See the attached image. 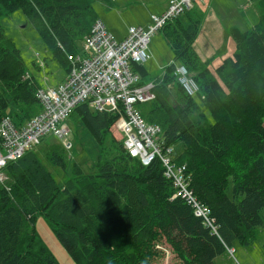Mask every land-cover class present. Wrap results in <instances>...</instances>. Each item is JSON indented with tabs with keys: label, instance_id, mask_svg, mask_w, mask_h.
<instances>
[{
	"label": "trees",
	"instance_id": "16d2710c",
	"mask_svg": "<svg viewBox=\"0 0 264 264\" xmlns=\"http://www.w3.org/2000/svg\"><path fill=\"white\" fill-rule=\"evenodd\" d=\"M93 3L0 0V19L22 11L66 78L68 55L81 52L99 18ZM261 6L251 29L230 28L236 51L217 67L220 80L212 75L211 61H203L194 46L205 11L194 5L168 20L161 29L174 62L155 84V98L138 105L149 123L162 127L168 144L182 143L176 161L186 163L192 173L191 188L209 209V221L185 198L173 197V182L159 159L145 166L128 153L123 139L111 135L119 111L96 110L86 101L77 105L68 123L85 143L88 158L95 160V173L84 174L58 146L39 151L42 160L37 149L60 139L54 135L56 139L43 137L41 145L3 168L0 264H61L36 231L39 215L76 264H156L168 249L182 264H219L235 242L252 244L264 226V0ZM20 52L0 23V120L9 115L17 125L40 111L36 93L42 87ZM178 64L186 65L199 83L197 95H188L178 82L181 89L171 88ZM34 66L41 68L36 62ZM133 69L146 82V66L134 64ZM199 101L212 118L205 127L194 117ZM100 152L104 157H94ZM45 160L69 170L62 183L57 184Z\"/></svg>",
	"mask_w": 264,
	"mask_h": 264
},
{
	"label": "built area",
	"instance_id": "2783aa9c",
	"mask_svg": "<svg viewBox=\"0 0 264 264\" xmlns=\"http://www.w3.org/2000/svg\"><path fill=\"white\" fill-rule=\"evenodd\" d=\"M197 1L170 0L166 11L152 15L153 25L131 26L120 40L101 19H96L83 50L68 55L71 71L65 80L56 87L37 90L40 111L21 125L15 124L9 115L0 120V181L4 180L5 165L38 146L43 137L67 135L70 131L67 124L59 126L58 123L66 121L77 105L88 101L96 110L119 111L121 116L113 125H118L128 153L145 166L159 159L165 177L173 182V197L185 198L197 215L209 221V209L191 188L192 173L187 164L176 161L174 145L167 143L162 127L149 123L139 109L140 103L155 98V83L143 82L133 69L134 64L144 65L151 59L149 43L155 32L168 20L191 9ZM174 73L188 95H197L199 83L186 65L178 64Z\"/></svg>",
	"mask_w": 264,
	"mask_h": 264
},
{
	"label": "rangeland",
	"instance_id": "374dc122",
	"mask_svg": "<svg viewBox=\"0 0 264 264\" xmlns=\"http://www.w3.org/2000/svg\"><path fill=\"white\" fill-rule=\"evenodd\" d=\"M169 1L170 0H94L93 8L99 19L105 23L107 29L112 32L117 39H123L128 34V29L131 26L148 28L153 25L152 15H161L168 8ZM200 1L202 0H198L195 5H197V7H203L205 16L196 39L195 48L201 52L200 56H202V60L211 56L208 57V59L211 61V64L213 63L212 67H215L224 50V47H221V45H223L222 41L228 56L236 51V47H234L233 40L229 34L230 28L232 26H238L242 30L251 29L260 19L263 11V7L261 6L262 0H226V5L224 6L218 4L217 0H205V4H202L203 2L200 3ZM211 1L214 2L210 4ZM250 14L254 15V19L248 16ZM0 23L7 36L15 42L17 48L21 51L20 53L26 62L27 68L41 82V86L51 87L50 85H52L56 87L66 74V71L58 62L50 58L40 34L25 14L20 10L16 11L0 19ZM213 37L216 43L213 42V40L211 41ZM85 41L86 39L80 45V50H83ZM208 43L212 46H208ZM219 48H222V51H219ZM149 50L152 57L145 63L148 69V75L144 78L146 83L152 82L156 84L157 81L160 83L161 80L159 79L162 77L164 79L166 67L174 62L173 50L164 36V31L162 29L157 30L152 36L149 43ZM34 62L41 65V68H36ZM42 62L45 64H42ZM70 71L67 72V74L70 73ZM169 75L171 77L173 76L171 72H169ZM212 75L220 80L216 71H212ZM173 80L174 81L170 83L171 88L181 89L177 79ZM199 103L201 108L197 107L194 110V117L205 127L210 121L212 122V118L210 112L206 108H203L200 101ZM38 109H40V105H38ZM203 110L210 119L206 113L204 114ZM65 123L70 131L64 137H59L60 139L57 138L58 140H50L45 144H40L41 146L37 149L40 158L44 160V153H40L39 151L43 152L47 145L58 146L65 149V152L70 156L71 162L75 161L79 163L84 174L95 173V160H90L85 153L83 148L85 143L80 141L79 137L76 136L77 133L73 123H68L67 119L66 121L58 123V125L62 126ZM119 132L118 125L115 124L111 126V135L116 140L121 141V134ZM49 138L56 139L51 135ZM88 145L90 144L88 143ZM174 146L176 153L181 151V142H178ZM96 156H100L101 158L104 157L103 152L94 154V157ZM45 162L48 170L52 172L57 184L62 183L65 179V175L69 173V170L63 171L55 165V167L50 165L47 160H45ZM71 166L72 164L70 163L69 169ZM261 214L264 220V210ZM35 228L45 245L61 264H76L57 238L44 215L37 216ZM158 248L165 249V247L161 245H159ZM168 250H166L165 256L159 257L156 260V264H182V262L178 260L175 255L170 253V251L168 252ZM218 263L264 264V226L258 229L257 237L252 244L244 245L235 242L233 247L228 250V253L218 259Z\"/></svg>",
	"mask_w": 264,
	"mask_h": 264
},
{
	"label": "crops",
	"instance_id": "0c3cea01",
	"mask_svg": "<svg viewBox=\"0 0 264 264\" xmlns=\"http://www.w3.org/2000/svg\"><path fill=\"white\" fill-rule=\"evenodd\" d=\"M202 2H203V3H202ZM213 2H214V1H211L210 4H212ZM251 2H252V1H251ZM200 3L205 4V0L200 1ZM217 3H218V4H221V5L224 6V5H226V0H217ZM196 6H197V5H196ZM198 8H200L201 11H204L203 7H198ZM248 16H249L250 18H253V19H254V15L250 14V15H248ZM204 24H205V23H204ZM114 36H115V35H114ZM115 37H116V36H115ZM120 37H121V36H120ZM231 38H232V37H231ZM119 40H120V39H119ZM212 40H213V42L216 43L214 37H213V39H211V41H212ZM232 40H233V39H232ZM233 43H234V47H236V44H235V41H234V40H233ZM195 44H196V41H195ZM195 44H194V46H195ZM222 44H223V45H221V47H222V48L224 47V50H223V52L221 53V58H220L219 62L216 64L215 67H212L213 63L210 64V66H209L210 70H212L213 72L216 71L217 67L220 66L226 58H228V57H232V56L234 55V53H233L232 55L228 56V55L226 54L225 45H224L223 41H222ZM208 46L211 47L212 45L208 43ZM210 47H209V48H210ZM222 48H219V51H222ZM195 49H196V48H195ZM196 51H197L198 55L200 56V55H201V52H199L197 49H196ZM199 53H200V54H199ZM208 57H211V56H208ZM208 57H207L206 59H204L203 61L207 60ZM200 58L202 59V56H200ZM144 65H145V64H144ZM145 66H146V65H145ZM146 68H147V67H146ZM147 71H148V69H147ZM65 76H66V74L63 76L62 80L59 81V83H60L61 81H63V79L65 78ZM57 85H58V84H57ZM50 86H51V87H54V86H52V85H50Z\"/></svg>",
	"mask_w": 264,
	"mask_h": 264
},
{
	"label": "bare ground",
	"instance_id": "6f19581e",
	"mask_svg": "<svg viewBox=\"0 0 264 264\" xmlns=\"http://www.w3.org/2000/svg\"><path fill=\"white\" fill-rule=\"evenodd\" d=\"M166 11V10H165ZM92 30V29H91ZM136 72V71H135ZM138 73V72H137ZM139 74V73H138ZM54 136H56V135H54ZM58 137V136H57Z\"/></svg>",
	"mask_w": 264,
	"mask_h": 264
}]
</instances>
